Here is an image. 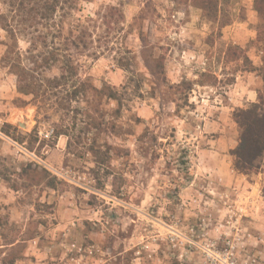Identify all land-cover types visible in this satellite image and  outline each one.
<instances>
[{
	"label": "rangeland",
	"instance_id": "1",
	"mask_svg": "<svg viewBox=\"0 0 264 264\" xmlns=\"http://www.w3.org/2000/svg\"><path fill=\"white\" fill-rule=\"evenodd\" d=\"M44 1L0 0V264H264L254 0Z\"/></svg>",
	"mask_w": 264,
	"mask_h": 264
},
{
	"label": "trees",
	"instance_id": "2",
	"mask_svg": "<svg viewBox=\"0 0 264 264\" xmlns=\"http://www.w3.org/2000/svg\"><path fill=\"white\" fill-rule=\"evenodd\" d=\"M77 0H45L44 4L47 8L46 12L43 14V17L55 14V18L57 16V13L59 12L57 9H63L64 3H68L69 7L71 6V3L76 2ZM22 3V2H21ZM254 9L256 10L257 14L259 15L261 20H264V0H254L253 1ZM69 14L68 12H62V14H59V18L65 17ZM59 21L57 18L55 19V23ZM57 32L55 34V37L57 38H63V44H66V46L71 44V38L68 35H63V30H61L59 27L55 29ZM67 34H70V31L67 30ZM69 42V43H68ZM67 47H65L66 49ZM65 55V54H64ZM264 58V57H263ZM67 60L69 61V58L67 57ZM65 60V64H66ZM264 64V60H263ZM66 69L69 73L73 74V67L71 64H66ZM71 67V68H70ZM66 74H62L60 77L53 78V79H46L48 82L55 80V87H58V85L62 84V81H65L67 79ZM65 83V82H63ZM73 87V95H76L78 93V87L75 83L71 85ZM81 88V87H80ZM257 106V105H253ZM237 121L239 125L242 127L241 135H240V144L239 146L232 150V155H234V166L237 170L246 172L252 167V163L255 159H257L261 154L264 152V113L258 114L256 112V108L251 109H240L237 112ZM61 132H59L60 134ZM264 190V188H263Z\"/></svg>",
	"mask_w": 264,
	"mask_h": 264
},
{
	"label": "built area",
	"instance_id": "3",
	"mask_svg": "<svg viewBox=\"0 0 264 264\" xmlns=\"http://www.w3.org/2000/svg\"><path fill=\"white\" fill-rule=\"evenodd\" d=\"M40 137H43V138H50L52 137L53 135V128H48V129H45L43 131H40Z\"/></svg>",
	"mask_w": 264,
	"mask_h": 264
}]
</instances>
